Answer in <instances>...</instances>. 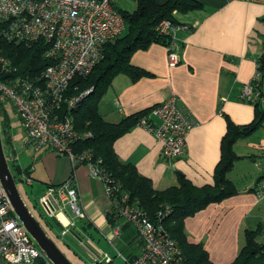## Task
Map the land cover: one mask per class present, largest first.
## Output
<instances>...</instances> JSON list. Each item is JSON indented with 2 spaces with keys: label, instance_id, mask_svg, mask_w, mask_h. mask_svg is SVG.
<instances>
[{
  "label": "crops",
  "instance_id": "0c3cea01",
  "mask_svg": "<svg viewBox=\"0 0 264 264\" xmlns=\"http://www.w3.org/2000/svg\"><path fill=\"white\" fill-rule=\"evenodd\" d=\"M198 1L202 3L199 9L174 11L177 24L188 27L177 31V65L169 67L168 47L163 44L154 43L146 50H138L132 55L131 63L151 75L137 79L129 73L117 75L99 103V110L107 121L119 122L143 109H163L166 101L175 100L179 109L177 120L172 115L152 113L150 121H140L114 143L118 156L135 164L157 190L178 186L179 172L195 186H212L228 123L248 125L256 117V107L254 102L247 101L244 85L253 81L258 59L264 52V3ZM117 5L121 11H133L137 0H119ZM262 86L254 82L252 95L260 97ZM92 91L90 88L81 93V99ZM238 139L233 149L239 158L226 174L235 184L236 194L197 212L201 215L196 225L203 231L202 237H208L206 242L189 235L191 243L203 245L209 254L211 245L229 252L230 258L225 264L233 263L246 244L249 230L260 229L257 241L264 243V197L259 198L256 192L258 179L264 176V120L247 138ZM176 140L185 141V152L171 150L172 141ZM14 148L16 150L15 143ZM31 151L33 161L21 167L30 169L28 178L32 181L43 187L60 185L71 175L73 162L68 156H58L50 149ZM75 171V184L87 213V217L79 221L81 225L85 222L91 226L83 229L68 206L64 209L67 221L76 222L75 226L111 254L114 264H118V260L122 263L118 251L129 258L137 256L142 242L124 219L118 220L123 230L114 242L115 252L106 239L111 225L115 224L109 223L108 214L115 209L103 181L92 175L88 165L81 164ZM41 209L45 214L43 207ZM89 228L100 233L112 251L96 242ZM211 260L218 264L214 258Z\"/></svg>",
  "mask_w": 264,
  "mask_h": 264
},
{
  "label": "built area",
  "instance_id": "2783aa9c",
  "mask_svg": "<svg viewBox=\"0 0 264 264\" xmlns=\"http://www.w3.org/2000/svg\"><path fill=\"white\" fill-rule=\"evenodd\" d=\"M117 1L0 0V24L6 26L9 37L17 42L42 40L46 43L45 54L52 61L42 74L36 76H13L10 71V77L0 78V94L13 100L28 141L38 145L50 143L60 153H68L73 163L76 154L72 143L91 133L77 132L73 119L65 116L61 120L56 111L62 108L60 104L63 100L69 109L79 104L81 96L64 99L70 82L78 75L90 73L104 56L105 43L124 30L125 22L114 7ZM250 1L264 3V0ZM180 28L188 29L187 25L174 24L170 19H163L156 27L160 34L171 37V44L167 46L169 67L179 61L177 31ZM8 65L7 57L0 54V68H7ZM260 78L261 72L257 70L253 81L244 85V94L249 98L252 97L254 82L258 83ZM175 107V100L170 99L163 109H154L153 113L174 116ZM185 146V141H180L179 151H184ZM90 168L92 175L103 181L118 216L117 222L106 234L107 241L114 246L123 230L118 220L124 219L137 229L142 242L141 251L135 257L129 258L117 252L122 259L121 264H186L178 242L171 237L163 222L172 211L170 206L165 205L158 220L153 221L137 202L130 201L128 193H120L118 198L112 194L113 188L107 185V176L95 166ZM74 176L57 187H49L40 198L50 215L58 217L62 223V234H70L76 227V222H69L64 216L67 206L74 213V220L87 217L80 189L75 184L76 171ZM256 192L259 198L264 197V178L258 181ZM81 241L91 264H114V257L90 237L85 236ZM0 264H55L16 214L1 179Z\"/></svg>",
  "mask_w": 264,
  "mask_h": 264
},
{
  "label": "trees",
  "instance_id": "16d2710c",
  "mask_svg": "<svg viewBox=\"0 0 264 264\" xmlns=\"http://www.w3.org/2000/svg\"><path fill=\"white\" fill-rule=\"evenodd\" d=\"M118 1L114 7L125 22L124 30L105 43L104 56L90 74L74 77L66 90L64 99H70L74 95L80 96L82 92L90 88H93V91L81 99L74 108L69 109L67 102L63 100V107L56 111L61 120L65 116L72 118L75 130L79 133L92 132L93 134L72 143V150L76 154V159L68 179L74 176L75 169L81 164L89 167L95 166L109 179L107 185L113 188L112 194L118 198L120 193H128L130 201L137 202L153 221H157L160 211L164 210L165 205H169L172 211L164 218L163 222L171 237L178 242L184 262L186 264H214L209 259L203 245L192 244L187 240L182 223L186 218H183L181 222H178L177 219L180 216L189 215L197 208H199L198 212L210 203L221 202L236 194L237 188L226 177V174L233 167L236 159L239 158L233 149L235 141L241 136L252 134L264 120V96H262L264 95V52L258 59V70L261 72V80L258 83L263 85L261 96L253 94L247 99V101L254 102L256 107L255 120L251 124L243 126H235L233 122L228 123V134L222 141V156L215 169V183L212 186L198 187L186 179L183 173L179 172L178 186L157 190L154 188L151 179L142 175L135 164L121 159L114 148L115 141L140 121L144 119L150 121L149 115L153 113L152 110L155 108L143 109L124 117L119 122H109L100 112L99 103L117 75L129 73L133 79L151 75V73L131 63L132 55L138 50H146L154 43L169 46L171 37L160 34L156 30L157 25L166 18L177 24L178 19L174 14L175 10L187 12L199 9L202 7V3L198 0H167L165 2L137 0V6L133 11H121L117 5ZM6 31V26L0 24V54L9 60L8 67H16L20 72L28 71L29 74L36 76L40 74L42 69L52 64V61L45 54L46 43L39 42L41 40L32 42L34 45L20 43L14 38H10ZM11 74L9 72L6 77H10ZM259 88L261 86H257V89ZM1 103L0 100V105ZM4 115V124L1 123L3 141L11 149L9 144L12 145L14 140L12 134L8 132V116L6 113ZM61 136L66 139L64 135ZM31 143L35 153L50 149L58 156L66 155L70 158L68 153H60L50 143L42 145ZM13 165L17 171L15 173H21V179L32 184L33 181L31 179L29 181L28 178L31 175L30 169L22 168L17 163ZM57 186L59 185H45L42 193H45L49 187ZM189 203H194L196 207L187 209L186 206ZM177 210H180V214H177ZM108 219L110 223H116L118 219L116 211L112 210L108 214ZM59 224L62 227V224ZM81 226L83 229H87L91 225L83 222ZM259 232L260 229L247 232L246 244L241 248L232 264H264V243L257 241Z\"/></svg>",
  "mask_w": 264,
  "mask_h": 264
},
{
  "label": "rangeland",
  "instance_id": "374dc122",
  "mask_svg": "<svg viewBox=\"0 0 264 264\" xmlns=\"http://www.w3.org/2000/svg\"><path fill=\"white\" fill-rule=\"evenodd\" d=\"M39 42H43V41L41 40ZM20 43L34 45V43H31V42L26 41V40H22ZM13 69H16V70H13ZM45 69L46 68L42 69L40 74H42ZM10 71L13 73V76L21 75L25 78L28 76H33V75L29 74L28 71L20 72L16 67H7V68L0 70V78H4V77L8 76V73ZM23 80H25V79H23ZM44 83H45V81H44ZM83 93H85V91L82 92V94ZM0 100L2 101V103L0 105L1 123L4 124V121H5L4 113H6L8 116V122H9L8 132L13 134L12 137H13L14 142L12 145L9 144V146L11 147L12 150L6 146L5 142H4V147H5V151H6V155H7V159L9 161V164H11V168L15 173L17 171L14 168V165H13L14 163H17L23 167V166H27L29 163H31L33 161L31 149L34 150V146L31 143V141H28V139H27V132L22 125V122H21V119H20L18 112L15 110L13 100L10 98L4 97L1 94H0ZM60 106L63 107V102L60 104ZM244 138H247V136L240 137L238 139V141L241 139H244ZM28 142H30V143H28ZM14 143H15L16 150L14 148ZM185 149H186V146H185ZM181 152H185V151H181ZM15 174H17V173H15ZM20 174H17V178H16L17 183H18V188L21 191V193L23 194V196L25 197L29 206L35 211V213L39 217L43 226L47 227V228L46 227L45 228L47 229V232L49 233V235L57 242V244L59 245L61 250L66 254V256L72 261L73 264H91V261L88 258L87 253L82 249V244L84 242L80 241L81 239L79 240L78 237L72 235L71 233L70 234L69 233L68 234H62L63 225H62V227L60 226L59 223H61V222L58 219V217L51 216L47 212H45V218L44 219L40 217L39 214H40V212H42V209H41L42 203L40 201V198L44 194V193H42L43 185L38 183L37 181H33L32 184H29L27 181L21 179ZM263 178H264V176L260 177L258 180L263 179ZM213 203H220V202H213ZM210 204H212V203H210ZM193 207H196V205L194 203H189L186 206L187 209L193 208ZM207 207L201 209V211L206 209ZM198 209L199 208H197V210ZM197 210L194 212H191L187 216H180L177 219L178 222H181L183 220V218H186L185 221L182 223H183V230L187 235V240L189 241V243H191L189 235L194 237V238H202L204 240V242H206V240L208 238L207 236L202 237L203 231L196 225L197 219L201 215L200 213H197ZM177 214H180V210H177ZM79 220H81V219L77 220L78 223L81 225V222ZM132 227L135 229V231L137 233L138 232L137 229L134 226H132ZM88 231L90 232V234H92L95 241L98 242L104 249H107V250L109 249L111 251L113 249L114 252L116 251L115 247H113L109 243L108 244L110 245V247L112 249L108 246V244L105 242L104 238L102 237V235L100 233L99 234L95 233L93 228H89ZM192 244H199V243H192ZM116 247L119 249L117 243H116ZM210 248H211V251L209 254V252L204 247V249L207 251V253L209 255L210 260L212 257V259L214 258L218 262V264H225V262L229 261L230 253L229 252H223L221 249V246L216 247V246L211 245ZM210 255H211V257H210ZM121 262H122V260H121ZM119 263H120V261L118 260V264Z\"/></svg>",
  "mask_w": 264,
  "mask_h": 264
},
{
  "label": "water",
  "instance_id": "95a60500",
  "mask_svg": "<svg viewBox=\"0 0 264 264\" xmlns=\"http://www.w3.org/2000/svg\"><path fill=\"white\" fill-rule=\"evenodd\" d=\"M0 179L5 191L14 207L16 214L24 223L31 236L55 264H73L61 250L57 242L49 235L35 211L29 206L25 197L18 188L16 177L7 159L0 117ZM45 212L50 214L46 206L42 205ZM71 234L82 240L86 234L78 227L72 228ZM80 240V241H81Z\"/></svg>",
  "mask_w": 264,
  "mask_h": 264
},
{
  "label": "bare ground",
  "instance_id": "6f19581e",
  "mask_svg": "<svg viewBox=\"0 0 264 264\" xmlns=\"http://www.w3.org/2000/svg\"><path fill=\"white\" fill-rule=\"evenodd\" d=\"M176 105V103H175ZM175 120H177V118L179 117V113H178V107L176 105L175 107V114H174ZM176 130H178V127L175 125V134L178 135V133H176ZM179 144L180 141L176 140V141H172L171 144V150L175 151V152H179Z\"/></svg>",
  "mask_w": 264,
  "mask_h": 264
},
{
  "label": "flooded vegetation",
  "instance_id": "af4514ba",
  "mask_svg": "<svg viewBox=\"0 0 264 264\" xmlns=\"http://www.w3.org/2000/svg\"><path fill=\"white\" fill-rule=\"evenodd\" d=\"M39 215H40V217H41V218H43V219H44V217H45V214L43 213V211H42V212H40V214H39ZM45 227H46V226H45ZM46 228H47V227H46ZM46 230H47V229H46Z\"/></svg>",
  "mask_w": 264,
  "mask_h": 264
}]
</instances>
